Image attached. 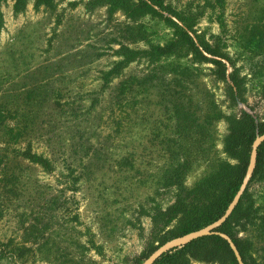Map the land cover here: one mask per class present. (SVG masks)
<instances>
[{
    "label": "rangeland",
    "instance_id": "obj_1",
    "mask_svg": "<svg viewBox=\"0 0 264 264\" xmlns=\"http://www.w3.org/2000/svg\"><path fill=\"white\" fill-rule=\"evenodd\" d=\"M160 1L153 12L142 0L0 2V109L28 125L11 146L0 132V242L29 249L15 260L0 248V264H135L154 214L235 163L228 119H264V0ZM177 15L218 55L157 51ZM28 145L50 170L20 155ZM252 169L229 213L247 186L249 216L232 231L264 264V178L250 181ZM213 224L192 238L219 233Z\"/></svg>",
    "mask_w": 264,
    "mask_h": 264
},
{
    "label": "trees",
    "instance_id": "obj_2",
    "mask_svg": "<svg viewBox=\"0 0 264 264\" xmlns=\"http://www.w3.org/2000/svg\"><path fill=\"white\" fill-rule=\"evenodd\" d=\"M25 1L15 0V9H20ZM142 4L151 12L155 11L154 8L160 10L164 8L160 0H142ZM177 19L179 23L167 19L174 24L175 40L170 41L164 48L158 47L157 51L175 50L178 54L182 52L191 54L195 59L206 58L203 53L218 55L206 42L194 40L188 32L191 27L188 21L179 15ZM214 62L224 67L221 61L214 60ZM7 114L6 110L0 109V132L4 138L3 142L11 146L17 144L27 134L28 125L22 119V115ZM8 119H15V121L13 124H8ZM228 120L229 134L225 138L224 149L235 163L220 164L195 187L178 194L169 208L158 210L154 214L149 238L142 253L134 258L135 264H143L167 243L200 232L221 220L239 195L253 159L250 181L264 178V119H255L249 113L242 111L239 117H230ZM258 139L260 141L255 145ZM19 152L22 157L40 164L46 171L51 169L50 161L43 154L32 151L29 145ZM178 165L183 166L179 162ZM247 197L246 186L232 211L216 229L221 235L219 233L199 235L185 243L172 246L157 255L150 264H189L190 258L218 261L219 264H258L252 255V245L249 240L238 237L232 231L242 218L249 216V206L244 205ZM173 222L175 224L170 228ZM222 234L226 235L231 242ZM12 242L14 241L0 242L1 251L7 258L16 260L29 251L24 245H16Z\"/></svg>",
    "mask_w": 264,
    "mask_h": 264
},
{
    "label": "water",
    "instance_id": "obj_3",
    "mask_svg": "<svg viewBox=\"0 0 264 264\" xmlns=\"http://www.w3.org/2000/svg\"><path fill=\"white\" fill-rule=\"evenodd\" d=\"M253 162H254V159H253ZM253 162H252V164H253ZM231 208V207H230ZM229 208V209H230ZM228 214H229V210H228V212L226 213V215L221 219V220H219V221H217V222H215L213 225H217V224H220L227 216H228ZM199 235V234H198ZM192 237H194V234H192V235H190V236H187L185 239H182V240H189V238H192ZM186 242V241H185ZM170 246H172V245H170ZM158 254H156V255H153L152 257H151V260H150V262H149V264L152 262V260L157 256Z\"/></svg>",
    "mask_w": 264,
    "mask_h": 264
}]
</instances>
